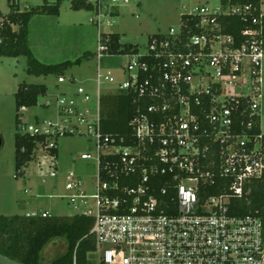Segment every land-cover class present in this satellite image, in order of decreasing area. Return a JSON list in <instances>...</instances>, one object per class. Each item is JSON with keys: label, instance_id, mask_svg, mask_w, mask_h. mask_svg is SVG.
<instances>
[{"label": "built area", "instance_id": "obj_1", "mask_svg": "<svg viewBox=\"0 0 264 264\" xmlns=\"http://www.w3.org/2000/svg\"><path fill=\"white\" fill-rule=\"evenodd\" d=\"M129 3L96 1L92 22L99 31V61L113 56L111 33L103 28ZM184 15L191 20L151 37L146 53L124 55L125 79L110 92L101 90L110 76L98 73L96 97L82 87L72 96L62 93L56 123L37 120L19 128L22 136L47 139L35 156L42 148L55 168L52 152L61 138L85 136L95 143V155L79 157L97 160L96 192L87 195L73 174L66 185L70 202H79L87 210L83 215L95 220V249L82 263L75 254L72 264H264L262 210L239 215L236 206H251L254 190L264 191V0L258 7L220 0L219 9L203 6ZM229 16L246 24L239 39L225 34L220 20ZM117 93L152 102L132 123L134 146L119 145L102 131L101 97ZM94 100L92 117L82 106ZM213 189L217 193L211 195Z\"/></svg>", "mask_w": 264, "mask_h": 264}, {"label": "rangeland", "instance_id": "obj_2", "mask_svg": "<svg viewBox=\"0 0 264 264\" xmlns=\"http://www.w3.org/2000/svg\"><path fill=\"white\" fill-rule=\"evenodd\" d=\"M55 4L57 0H47ZM96 4L97 0H89ZM106 1V0H104ZM22 11L41 6L45 0H18ZM219 9L220 0H130L122 6L113 18H109L112 26H105L104 32L119 34L122 44L138 46L141 53H146L149 40L155 35L168 34L170 29H179L182 15L189 14L201 7ZM10 12L8 0H0V14ZM92 11H76L73 0H65L60 15L35 16L30 23V47L35 57L47 65L76 61L84 58L81 66L68 71L66 83L59 84L55 76L37 77L27 73V58L0 57V137L3 146L0 150V215L15 216L26 214L41 215L48 211L51 216H75L87 210L79 202L73 204L66 197V185L70 174L84 182L86 194L91 196L96 190L94 184L98 180L97 160L85 161L79 156L83 153H96L95 143L85 136H70L59 140V155L55 168L47 161V154L42 148L37 151L36 158L25 169L23 176H17L16 169V137L19 133L15 94L20 85H45L48 95L39 100L38 106L20 111L23 123L30 125L37 120L41 122H57L56 101L62 93L72 96L79 88L92 90L97 88L98 73L110 76L111 81L103 80L102 92H110L117 83L124 81L122 69L129 58L108 56L99 61L95 54L99 46L98 27L92 20ZM74 79L73 81H71ZM262 106L261 130L264 133V59L262 62ZM52 107L44 108L45 103ZM90 108L92 117L96 115L97 101L94 100L82 108ZM56 171V177L51 174ZM89 206L94 204L88 200ZM68 241L57 238L50 241L41 252L40 264H53L55 260L67 254ZM6 259L0 256V263Z\"/></svg>", "mask_w": 264, "mask_h": 264}, {"label": "trees", "instance_id": "obj_3", "mask_svg": "<svg viewBox=\"0 0 264 264\" xmlns=\"http://www.w3.org/2000/svg\"><path fill=\"white\" fill-rule=\"evenodd\" d=\"M65 0H57L55 4H49L47 0L38 7L22 11L18 0H8L10 12L7 15L0 14V57L27 58V73L30 76L48 77L55 76L58 79L66 77L68 71L76 66H81L84 59L88 60V54L76 61H66L60 64L47 65L40 62L30 47V23L35 16L60 15V9ZM224 5H253L258 7L261 0H221ZM73 8L76 11H95L94 4L89 0H73ZM182 19H190L185 15ZM191 20V19H190ZM188 24H192V22ZM225 27V34L240 38L241 32L246 29V24L237 16L221 18ZM110 39V48L113 56L135 54L139 51L138 46L122 44L119 34L107 35ZM96 56V54H95ZM48 95L45 85H20L15 94L18 129L23 124L19 112L23 108H34L38 106L39 100ZM152 104L148 98H140L135 94L117 93L105 94L101 97V126L106 135L112 136L116 143L126 147L136 144L133 121L147 107ZM38 144L46 145L45 137L22 136L16 137V169L17 176H23L25 169L36 158L35 151ZM59 150V149H58ZM52 154L58 160L59 151ZM118 160V158H114ZM107 160L104 159V162ZM217 193L216 189L210 190V194ZM251 206L243 202H237L240 206L239 215H246L251 211L262 210L264 215V191L262 188L254 190L250 198ZM94 218L83 214L69 216H47L42 215H0V256L6 262L0 264H40L41 252L52 240L65 238L69 247L67 254L58 258L53 264H72L74 256L80 263L87 260V255L95 249V244L90 235L94 225Z\"/></svg>", "mask_w": 264, "mask_h": 264}, {"label": "crops", "instance_id": "obj_4", "mask_svg": "<svg viewBox=\"0 0 264 264\" xmlns=\"http://www.w3.org/2000/svg\"><path fill=\"white\" fill-rule=\"evenodd\" d=\"M20 8H21V7H20ZM96 89H97V88H93V91L96 92ZM25 110H28V109L26 108ZM25 110H24V111H25ZM58 151H59V150H58ZM44 213H49V212H48V211H45ZM32 214H33V213H32ZM32 214H26V216H28V215H32ZM49 215H51V214H49ZM22 216H23V215H22Z\"/></svg>", "mask_w": 264, "mask_h": 264}, {"label": "water", "instance_id": "obj_5", "mask_svg": "<svg viewBox=\"0 0 264 264\" xmlns=\"http://www.w3.org/2000/svg\"><path fill=\"white\" fill-rule=\"evenodd\" d=\"M2 146H3V139L0 137V150H1Z\"/></svg>", "mask_w": 264, "mask_h": 264}]
</instances>
